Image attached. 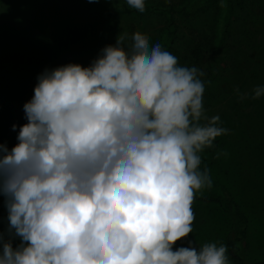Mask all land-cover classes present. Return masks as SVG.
<instances>
[{"label": "clouds", "instance_id": "9594fccd", "mask_svg": "<svg viewBox=\"0 0 264 264\" xmlns=\"http://www.w3.org/2000/svg\"><path fill=\"white\" fill-rule=\"evenodd\" d=\"M204 75L139 31L87 66L45 68L17 143H0V264H231L226 244L188 240L213 187L201 153L230 132L206 114Z\"/></svg>", "mask_w": 264, "mask_h": 264}, {"label": "rangeland", "instance_id": "374dc122", "mask_svg": "<svg viewBox=\"0 0 264 264\" xmlns=\"http://www.w3.org/2000/svg\"><path fill=\"white\" fill-rule=\"evenodd\" d=\"M159 3L179 0H152ZM237 18L232 27L229 44L222 50L211 49L209 37L214 36L218 6L210 3L195 13L176 14L177 31L172 34L165 50L179 58L181 65L196 66L205 75L204 107L209 117L219 115L229 134L220 141V155L210 168L213 178L225 183L248 216L247 245L244 255L249 262L264 261V96L240 100L235 89L251 93L256 85L264 86V71L246 73L235 79L229 66L232 52L255 51L264 42V7L258 0H239ZM108 0H0V63L7 59H49L59 53L69 40L85 32L95 22L108 21ZM170 19L165 13H120L119 26L113 32L95 35L81 49L68 53L67 59L54 66L70 62L87 66L107 44H114L119 33L129 37L137 31L149 36L152 43L162 44L167 38ZM248 35L244 33H248ZM243 38V45L240 40ZM264 60V57H263ZM53 67V68H54ZM34 69L10 72V83L0 93V143L9 149L17 143L19 126L26 123L23 105L34 94L37 76ZM233 80V81H231ZM229 81L228 86H224ZM17 125L13 130V125ZM207 149L201 153L207 156ZM210 189L202 194L209 195ZM0 197V206H4ZM194 231L188 237L195 246L206 242L227 243L231 236L233 218L229 211L215 201H195ZM7 215L0 216V229L6 230ZM19 243V240L14 241ZM188 246L187 240L177 242ZM227 245V244H226ZM231 264H235L228 252Z\"/></svg>", "mask_w": 264, "mask_h": 264}, {"label": "trees", "instance_id": "16d2710c", "mask_svg": "<svg viewBox=\"0 0 264 264\" xmlns=\"http://www.w3.org/2000/svg\"><path fill=\"white\" fill-rule=\"evenodd\" d=\"M110 17L108 21H99L89 24L85 28V32L76 38L68 41L66 46L57 54L51 56L49 59L39 60H15L7 59L0 63V93L7 88L10 83V72L14 70H29L44 71L45 68L51 69L54 66L64 62L68 53L73 50L84 48L89 41L95 36L103 32H113L119 26L120 13L133 14L139 13L135 9L128 7L126 0H108ZM239 0H179L177 2L159 3L152 0H146V10L151 12L165 13L169 19V29L167 38L162 42V46L167 48L169 46L172 34L177 31L176 14H189L202 11L205 6L210 3H216L218 6V14L215 19L214 36L209 37L211 49L222 50L229 44L232 27L237 18V9H239ZM242 1V0H241ZM258 3L264 7V0H258ZM246 35L248 33H244ZM250 35V34H249ZM243 38L240 40V45H243ZM230 57V64L234 68L235 79L246 75V73L253 75L259 71H264V42L259 44L255 51L232 52L228 55ZM233 81V80H231ZM229 81L223 85L228 86ZM220 141L215 140V147L207 149V156L202 159L201 169L207 166L209 171L212 164L215 162L216 151ZM211 175V174H210ZM212 177V176H211ZM213 187L210 189L209 195H197L195 201L210 202L215 201L221 204L225 210L232 215V230L231 236L227 239V247L229 255L235 264H264V261L249 262L244 255V247L247 245L248 237V216L240 207L238 201L235 199L230 189L225 183L212 177ZM7 215L5 206H0V216ZM176 247H180L176 244Z\"/></svg>", "mask_w": 264, "mask_h": 264}]
</instances>
